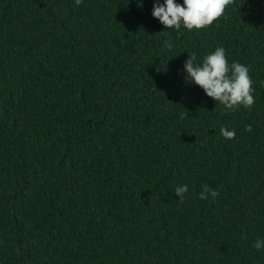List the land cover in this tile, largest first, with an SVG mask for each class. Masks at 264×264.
Wrapping results in <instances>:
<instances>
[{"label":"trees","instance_id":"trees-1","mask_svg":"<svg viewBox=\"0 0 264 264\" xmlns=\"http://www.w3.org/2000/svg\"><path fill=\"white\" fill-rule=\"evenodd\" d=\"M153 2L0 0V264H264V0L192 31ZM219 46L250 108L185 80Z\"/></svg>","mask_w":264,"mask_h":264},{"label":"clouds","instance_id":"clouds-1","mask_svg":"<svg viewBox=\"0 0 264 264\" xmlns=\"http://www.w3.org/2000/svg\"><path fill=\"white\" fill-rule=\"evenodd\" d=\"M83 0H75L80 5ZM232 0H154L151 16L164 28L188 31L203 29L220 17ZM139 6V5H138ZM166 48H171L170 41H163ZM249 67L239 62L229 64L225 49L222 46L198 60L197 53L188 55L183 65L185 80L200 88L204 95L215 103L223 106L225 111L234 110L240 106L250 108L255 103L253 80L249 75ZM251 131V127L247 128ZM225 139H233L235 130L221 128ZM188 192V185L183 184L174 190V195L183 200ZM219 193L208 185H202L199 199H213ZM253 247L260 251L264 249V238H257Z\"/></svg>","mask_w":264,"mask_h":264}]
</instances>
